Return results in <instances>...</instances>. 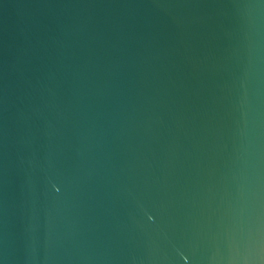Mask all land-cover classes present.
<instances>
[{
	"label": "water",
	"instance_id": "water-1",
	"mask_svg": "<svg viewBox=\"0 0 264 264\" xmlns=\"http://www.w3.org/2000/svg\"><path fill=\"white\" fill-rule=\"evenodd\" d=\"M0 264H264V0H0Z\"/></svg>",
	"mask_w": 264,
	"mask_h": 264
}]
</instances>
